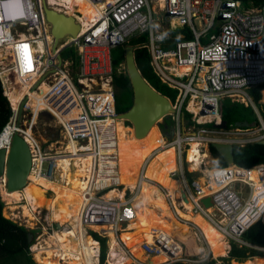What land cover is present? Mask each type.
<instances>
[{
	"label": "built area",
	"instance_id": "obj_1",
	"mask_svg": "<svg viewBox=\"0 0 264 264\" xmlns=\"http://www.w3.org/2000/svg\"><path fill=\"white\" fill-rule=\"evenodd\" d=\"M88 1L97 7L93 18H86L77 6L71 14L62 0H0V85L12 108L7 127L11 125V135L18 131L29 143L31 172L37 177L56 179L61 176L63 165L71 170L76 167V159L92 157L88 175L83 177L85 202L77 222L80 232L88 233L98 244L95 264L103 263L101 243L94 232L117 241L115 260L131 257L130 263L124 258L120 264H154L152 258L160 254L167 258L164 264L188 262L192 259L186 258L181 244L156 229L150 240L145 238L139 244L144 260L135 257L132 247L121 238L124 231H132L130 225L137 216L134 200L146 179V162L160 148L173 146L176 168L169 174L180 181L181 193L177 203L161 187L170 207L175 209L177 203L185 209L188 202L191 214H201L219 230L229 243V250L231 241H235L264 254V246L243 239L251 226L264 223V163L217 166L210 151L216 142L232 146L264 142V110L250 93V89L264 85V0ZM45 6L72 15L80 25L78 34L66 35L62 42V38L56 40ZM185 27L191 32L190 38L183 33L175 36ZM143 36L145 39L132 45L147 50L155 75L177 91L174 100L169 98L174 109L168 115L173 122L172 134L170 138L162 136L163 145L145 159L133 188L108 196V192L122 185L109 172L111 160L115 170L118 168L117 152L107 150L111 146L117 148L116 120L120 117L116 110L112 50L126 46L131 38ZM68 47L74 48L75 56H63ZM12 92H22L17 105ZM224 99L251 107L257 117L254 125L227 123L221 127ZM39 106L43 107L39 113L51 114L61 128L64 142L59 149L43 150L32 129L28 130ZM192 143L198 144L197 169L190 168L195 160L188 158ZM60 156L67 161L59 163ZM127 190L132 197H128ZM206 198L210 200L208 206L204 203ZM9 215L18 222L14 213ZM95 226L101 228L95 230ZM46 230L49 233L43 234ZM54 230L52 224L42 226L43 233L37 237L48 235V239L37 243L40 248L54 247L50 238ZM35 245L34 242L30 247L32 254ZM55 254L59 262H68L64 248L56 249ZM109 254L110 250L105 264ZM81 260L82 264H93L84 252Z\"/></svg>",
	"mask_w": 264,
	"mask_h": 264
},
{
	"label": "bare ground",
	"instance_id": "obj_2",
	"mask_svg": "<svg viewBox=\"0 0 264 264\" xmlns=\"http://www.w3.org/2000/svg\"><path fill=\"white\" fill-rule=\"evenodd\" d=\"M62 1L70 8L69 12L71 14L75 10L76 6L77 9L83 12L86 18H93L97 13V7L88 0ZM15 91L19 90L16 88ZM21 95L22 92H12V100L15 105H17L16 103L20 99ZM39 108L43 107L39 106L35 110H38ZM123 120L124 118L122 117H119L116 120L117 148L111 146L109 149H107L110 153L115 150L117 152L118 168L117 170H115V164H113L114 162L111 160L109 172L110 174H112V177L115 179L116 182L123 184V188H115L114 190L108 192V196H113L114 194H122L124 192V189L128 187L133 188L141 172L142 162L147 156L151 155L154 150H157L159 146L163 145L162 133L160 127H158L157 125H153L144 136L137 137L135 135L134 128L132 129V127H130L129 125L124 124ZM11 129L12 127L11 125H9V127H6L3 134H1L0 147L9 144ZM197 146L198 144L192 143V149L188 150V158L191 161L195 160V163L193 162L190 167L191 169L198 168L199 158L195 159ZM161 149L163 148H160L158 151H156L155 155ZM166 151L167 152L165 153V155L159 160V166L154 170V172H151L152 175H154L155 172H158V170L160 169V163L167 154L172 156L173 170L176 168L175 148L173 146H169L166 148ZM158 157H160V154L156 155V160L158 159ZM58 161L59 163H63L67 160L65 157L60 156L58 157ZM91 163V156H82L80 157V159H76V167H72L71 170L66 165H63L62 174L56 179H49L46 177H39V179H36L35 174L30 172L29 181L26 186L22 190H15L11 192L6 189L5 179H0V192L5 201L19 202L20 199L27 198L26 206L29 207V210H27L26 208L25 212L30 220L33 219V213L42 206H44L49 211V217L55 222H58L61 226V228L55 229L52 233V236L50 237L54 241V247L40 248L38 244L33 246L35 257L39 262H41V264H82V244L85 246L84 251L87 257L92 260L93 264H95L96 262V258L94 256H96L97 254L98 244L95 239L92 238L88 233H85L83 230H81L80 232L79 224L77 222L78 214L81 210L82 205L85 202V198L83 197V189L85 188L86 180H83V177H86L88 175V168ZM113 178H110V180H113ZM43 184H45L47 187L49 185L52 186V189L55 193L53 197L45 196L46 187L42 188L41 185ZM163 185L165 188L173 189L169 194L172 198V201L177 202L178 195L181 193V191H178L175 188L181 189L180 181L176 178V187H168L166 186V184ZM140 192L144 194V198L142 203H140L142 204L140 205V209L138 208V205L135 203L134 200V206L136 208L137 216L136 219L131 223L129 229L133 230L124 231L122 233V238L125 239L127 244L132 247L134 256L144 260L146 257L143 256L142 251L139 248V244L145 238H147L148 240L151 239L153 229H156L158 233L164 232L166 235H169L172 238L174 237L172 236L171 224L164 220L154 208L149 207L146 204L150 202V204L155 205V207H162L166 211H169L171 208L170 205L167 203L168 201L166 199V195H161L162 189L158 186L157 183H153L145 179L142 182ZM177 203L175 205V208L181 218L190 221L192 219L195 220L196 215H199L200 217L202 216L201 214H194L193 216L190 212L191 206L188 202H186L185 204V209H181V207ZM205 220L209 223V225L211 224L207 219ZM210 227H212L213 230L216 229L212 224L210 225ZM217 231L219 232V230ZM80 234L85 236L82 240L79 239L77 236ZM195 234L197 235L196 231ZM204 234L206 240L211 244L212 248L214 247V250L216 249V251H218L220 255L227 254V249L229 248L227 241H220L216 238V236L206 231L204 232ZM177 241L181 244V250L184 253V247L182 243L179 240ZM111 245L112 248L110 250L109 260L106 264H120L122 262V259L124 258L126 261L130 260L125 256L124 258L115 260V242H112ZM59 248H64L65 251H68V262L58 261L59 256L55 254V251ZM251 258L252 264H264L263 256H253ZM166 259V256L163 254H160L159 256L156 255L152 258L154 262L158 263L164 262ZM249 260L251 261V259ZM187 263L195 262L188 261Z\"/></svg>",
	"mask_w": 264,
	"mask_h": 264
},
{
	"label": "trees",
	"instance_id": "obj_3",
	"mask_svg": "<svg viewBox=\"0 0 264 264\" xmlns=\"http://www.w3.org/2000/svg\"><path fill=\"white\" fill-rule=\"evenodd\" d=\"M180 33H183L185 37H191V32L187 27L176 31L175 36H179ZM140 39H145V36L141 38H131L128 44H135ZM124 49L125 46H118L112 50V62L115 71L114 85L116 87V110L118 113L128 110L133 102V91L130 86L126 68L120 71L118 70L120 65L124 63ZM68 55L75 56L73 47H68L63 51L64 57ZM135 60L143 76L157 90L168 96L170 99L174 100L177 91L170 88L166 84H163L155 75L150 66L149 54L145 48L135 49ZM263 87L264 85H260L250 89V93L258 106L261 105V89ZM229 103L233 105L235 113L239 115L238 120L240 124L248 125L257 119L256 114L251 107H246L238 102H232L230 99ZM11 115V104L8 98L2 93L0 85V133L9 122ZM188 117L189 115L186 112L185 118ZM223 118L227 120L229 125L234 123L231 120L229 107L223 110ZM127 124L129 125V123ZM172 125L173 122L169 116L165 117L163 122L160 123L161 130L167 137L171 136ZM210 151L217 166L228 165L224 156L213 145L210 146ZM233 154L235 163L241 166H253L255 164L264 163V142H255L245 146L234 145ZM170 167L171 155H167L162 162L161 168L157 173H154V179L161 184H166L172 179V176L169 174ZM4 206L5 202L0 194V264H37L30 250V247L35 242L36 230L30 229L4 216ZM168 220H170V217H168ZM197 222L204 228L206 232L216 236L218 235L204 219L197 217ZM93 235L101 243V261L104 263L107 253V240L106 238L100 237L95 232ZM172 235L182 243L184 247V255L187 258L190 259L193 255L201 254L199 245L197 243V238L192 229H189L187 234H183L177 229V227H174L172 230ZM243 239L253 245L264 246V223L259 221L251 226L243 234ZM230 244L231 248L226 256H221L217 259L209 256L208 258L197 261L196 263L187 264H231V261L232 264H250L249 259L251 257L264 256L263 252L255 247H250L245 244H238L235 241H231ZM169 264H186V262L176 261Z\"/></svg>",
	"mask_w": 264,
	"mask_h": 264
},
{
	"label": "water",
	"instance_id": "obj_4",
	"mask_svg": "<svg viewBox=\"0 0 264 264\" xmlns=\"http://www.w3.org/2000/svg\"><path fill=\"white\" fill-rule=\"evenodd\" d=\"M44 11L47 20L52 24V34L56 40L66 35L76 36L80 31V25L73 16L46 6ZM124 63L133 91V102L130 108L120 113L119 116L133 126L137 137H142L153 125L160 127V123L174 109L169 97L157 90L143 76L137 66L135 47L132 44L125 46ZM227 123V120L223 119L221 127H226ZM250 125H254V123ZM6 127L7 125L0 136ZM212 145L224 156L227 164L235 163L232 145L218 142ZM31 168L32 152L30 145L18 131H15L10 136L9 144L0 147V177L5 179L6 189L9 192L22 190L29 181ZM204 203L208 206L210 204L209 198H206Z\"/></svg>",
	"mask_w": 264,
	"mask_h": 264
},
{
	"label": "rangeland",
	"instance_id": "obj_5",
	"mask_svg": "<svg viewBox=\"0 0 264 264\" xmlns=\"http://www.w3.org/2000/svg\"><path fill=\"white\" fill-rule=\"evenodd\" d=\"M65 38H67V36H65L64 38L60 39V42H62ZM125 67V63H123L122 66L119 67V70H123ZM115 86V85H114ZM115 91H116V87H115ZM261 105H259V107H261L262 109H264V104L260 102ZM222 107H223V110H225L226 108L229 107V110H230V116H231V120L234 122L232 124H238L239 123V115L235 113L234 109H233V105L231 103H229V99H224L222 101ZM40 109V108H39ZM35 110L34 111V114L32 115V127L28 128L29 132H31V129H32V132H33V136L38 139L39 143L42 145V149L43 150H46V151H49V150H56V149H59L61 147V145L63 144L64 142V138L62 136V132H61V128L59 127V125L57 124L55 118L49 114L48 112H45V111H41L39 113L40 110ZM248 117V115H247ZM187 119V118H186ZM237 120V121H236ZM31 120L29 119L27 121V126L29 125V122ZM188 120H186L187 122ZM22 124H24V121L22 120L21 122ZM127 123H129L128 121L125 122L126 125H128ZM130 127H132L133 129V126L131 124H129ZM188 126V125H186ZM162 133V136L164 138H167L166 135ZM172 134V133H171ZM171 136H169L168 138H170ZM166 148L164 149H161L157 154H160V157H158V159L156 160V155H152L150 160L147 162L146 164V168H145V177L147 180L151 181V182H155L158 184V186L161 188H165L163 184L159 183L158 181H156L153 177V175L151 174V172H154V170L159 166V160L160 158H162L165 153H166ZM150 156V155H149ZM148 157V156H147ZM146 157V158H147ZM145 158V159H146ZM145 160L142 162L141 164V167L143 166ZM47 165V164H46ZM35 178L36 179H39V177H37L35 175ZM0 179H2L0 177ZM42 188L46 187L45 188V196L46 197H53V195L55 194L53 189H52V186L49 185L48 187L43 184L41 185ZM122 188V186H120V189ZM162 189V188H161ZM169 193L171 192V190L173 189H168V188H165ZM177 189L178 191H181L180 188H175ZM164 190H162V193L161 195H165L164 194ZM1 194V192H0ZM127 195L128 197H132V193L130 190H127ZM2 197V195H1ZM143 198H144V194L142 192H139L136 196H135V203L138 205V208L140 209V203H142L143 201ZM2 199L4 200V198L2 197ZM24 199V200H23ZM23 199H20L19 202H14V201H5V206H4V209L3 211L8 213V216L10 217L9 213H14L13 218L15 220H17L18 222L20 223H25L27 224V227L30 228V229H34L36 230V239H35V244H37L38 242L42 241V239L46 238L48 239V235H43L42 238H39L38 239V234L39 233H43L42 232V226L44 227H48L50 226L51 224L53 225V227L55 229H59L61 228L60 224L57 222V223H52V220L50 217H49V211L48 209H46L44 206H42L41 208H39L38 210L40 212H38V214H40L37 217L34 216V213H33V219L30 220L29 217L27 216L26 212H25V209L27 208V210H29V207L26 206L27 204V198H23ZM167 202V201H166ZM9 203V204H8ZM168 203V202H167ZM149 207H152L156 210V212L158 214H160V216L166 220L167 222H170L172 221L173 223H177L178 224V227L182 230V233H187L188 230H187V226L188 224H190L191 226H193V228L195 229V231L197 232V243L199 246H201L202 250H203V253L201 255H193L190 259H192V262H197V261H201V259L208 257V256H211L212 258H218V257H221V256H224V255H220L218 251H216V249L214 250L211 246V244L208 242L209 245H207V240H205V238H203V236L201 235V232L196 229L193 225L192 222L186 220V219H183L181 218L177 211H176V208L174 209L173 207H170L171 209L169 211H166L165 209H163L162 207H155V205L153 204H150L149 203H146ZM151 205V206H150ZM162 209V210H161ZM6 210V211H5ZM38 210H36L35 212H37ZM39 219V221L36 219V218ZM168 217H170V220H168ZM41 221V223H40ZM192 221H194L200 228L203 232H205V230L196 222V220L192 219ZM174 226L176 227L177 225H172L171 224V231L173 230ZM216 231V229H214ZM47 233H43V234H48L49 231L46 230ZM206 234V233H205ZM204 234V236H205ZM216 234H218L216 236V238L220 241H224V237H222V235L220 233H218L216 231ZM79 239H83L85 236L80 234V235H77ZM50 239V238H49ZM38 240V241H37ZM49 241V240H48ZM227 241V240H225ZM114 242V239L111 238L110 240V244ZM210 246V248H209ZM82 249H83V252L85 253V246L82 244ZM35 261L37 262V264H39L37 258L35 257V254L33 253L32 254ZM264 257V256H263ZM251 261L250 263L252 264V258H250ZM187 263V262H186ZM105 264V263H103ZM231 264H232V261H231Z\"/></svg>",
	"mask_w": 264,
	"mask_h": 264
},
{
	"label": "crops",
	"instance_id": "obj_6",
	"mask_svg": "<svg viewBox=\"0 0 264 264\" xmlns=\"http://www.w3.org/2000/svg\"><path fill=\"white\" fill-rule=\"evenodd\" d=\"M264 89V88H263ZM263 89H262V91H261V94H262V96H261V100H260V102L261 103H263L264 104V101H263ZM264 110V109H263ZM262 110V111H263ZM263 115H264V112H263ZM251 123H253V122H251ZM250 123V124H251ZM122 186V188H123V184L121 185ZM6 211V210H5ZM3 214H4V216H6L7 218H8V213H6V212H4L3 211ZM196 216H198V215H196ZM202 217V216H201ZM203 218V217H202ZM204 219V218H203ZM205 220V219H204ZM189 221V220H188ZM192 221V220H191ZM206 221V220H205ZM207 222V221H206ZM170 224H172V225H177L176 227H177V229L182 233V230L178 227V224L177 223H173L172 221H170L169 222ZM192 223L193 224H196L194 221H192ZM208 223V222H207ZM211 225V224H210ZM196 226L199 228V230L202 232V235H203V238H205V236H204V232L201 230V228L196 224ZM175 227V226H174ZM188 228H187V230L189 231V229H192L193 230V233L195 234V229L193 228V226H191V225H188L187 226ZM100 228V227H99ZM133 230V229H132ZM217 231V230H216ZM218 232V231H217ZM96 233V232H95ZM188 233V232H187ZM187 233H183V234H187ZM219 233V232H218ZM173 236V235H172ZM195 236H196V238H197V235L195 234ZM101 237V236H100ZM174 237V236H173ZM223 237V236H222ZM111 238H113V237H109L108 239H106L107 240V252L109 251V250H111V248H112V245L110 244V240H111ZM121 238H122V234H121ZM114 239V238H113ZM123 239V238H122ZM176 239V238H175ZM125 240V239H124ZM177 240V239H176ZM197 240H198V238H197ZM205 240H206V238H205ZM114 242H115V246H116V240L114 239ZM228 243V242H227ZM129 245V244H128ZM207 245H209L208 244V241H207ZM228 245H229V243H228ZM209 248H210V246H209ZM199 250L201 251V254L203 253V250H202V248H201V246H199ZM228 252H229V248L227 249V254H228ZM200 254V255H201ZM226 254V255H227ZM226 255H224V256H226ZM159 256V255H158ZM255 257H258V256H255ZM127 258H129L130 260L129 261H127L128 263H130L131 262V257H127ZM152 262L154 263V264H164L163 262H154L153 260H152ZM187 264V263H186Z\"/></svg>",
	"mask_w": 264,
	"mask_h": 264
},
{
	"label": "flooded vegetation",
	"instance_id": "obj_7",
	"mask_svg": "<svg viewBox=\"0 0 264 264\" xmlns=\"http://www.w3.org/2000/svg\"><path fill=\"white\" fill-rule=\"evenodd\" d=\"M255 121H253V123H254ZM160 130H161V128H160ZM162 132V131H161ZM168 155V154H167ZM166 155V156H167ZM166 156L162 159V161H161V163H160V168H161V166H162V162H163V160L166 158ZM172 165H173V163H172V156H171V167H170V172L173 170V168H172ZM166 186H168V187H176V178H173L172 177V179L171 180H169L167 183H166ZM193 216H194V214H192ZM197 217H200L199 215L198 216H195V220H196V222H197ZM201 218V217H200ZM203 219V218H202ZM198 223V222H197ZM207 223V222H206ZM199 224V223H198ZM208 225H209V223H207ZM200 225V224H199ZM201 226V225H200ZM210 226V225H209ZM202 227V226H201ZM101 228V227H100ZM203 228V227H202ZM212 228V227H211ZM94 229L95 230H97V229H99V227H97V226H95L94 227ZM204 229V228H203Z\"/></svg>",
	"mask_w": 264,
	"mask_h": 264
}]
</instances>
